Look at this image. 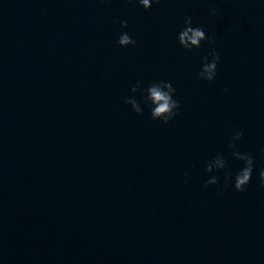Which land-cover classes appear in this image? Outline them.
Instances as JSON below:
<instances>
[{
  "label": "clouds",
  "instance_id": "obj_1",
  "mask_svg": "<svg viewBox=\"0 0 264 264\" xmlns=\"http://www.w3.org/2000/svg\"><path fill=\"white\" fill-rule=\"evenodd\" d=\"M130 3H137L140 7L148 10L153 3H160V0H129ZM213 15L216 14L217 9L210 10ZM122 28L128 27L127 20L120 22ZM193 18L186 16L184 18V28L177 34L178 44L186 51L191 52L193 49L201 47L202 42H207L210 46V51L201 60L200 70L196 73V79L207 82L213 81L217 76V67L220 62V54L216 50V39L208 36L203 27H193ZM117 44L124 48L128 46H135L136 41L127 33L122 32ZM133 95L125 97L124 103L131 106V109L137 115H143L144 109L141 104L147 105L150 110L152 120H160L167 124L179 115L181 108L180 101L174 99L176 89L172 83L165 80L149 81L146 86H143L140 81H137L131 89ZM140 93L141 99H137L134 94ZM234 134L231 137L227 147L231 150V155L234 159L242 161L243 166L233 177L232 171L228 165V161L222 153H217L215 156L203 161V167L209 178L205 180L203 187L207 189L211 185L219 184V177L212 175L214 172H224V185L229 187L230 183L237 192H243L246 186L250 183L255 168V161L252 153L241 152L238 150V142L243 138L244 132L234 129ZM185 177L190 178L188 172H185ZM260 186L264 188V168L258 172ZM187 182V180L185 181Z\"/></svg>",
  "mask_w": 264,
  "mask_h": 264
}]
</instances>
